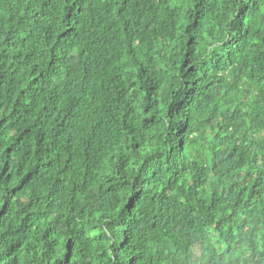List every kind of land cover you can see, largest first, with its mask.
<instances>
[{"label": "trees", "instance_id": "obj_1", "mask_svg": "<svg viewBox=\"0 0 264 264\" xmlns=\"http://www.w3.org/2000/svg\"><path fill=\"white\" fill-rule=\"evenodd\" d=\"M0 264H264V0H0Z\"/></svg>", "mask_w": 264, "mask_h": 264}]
</instances>
